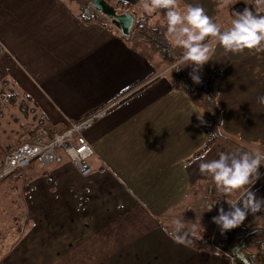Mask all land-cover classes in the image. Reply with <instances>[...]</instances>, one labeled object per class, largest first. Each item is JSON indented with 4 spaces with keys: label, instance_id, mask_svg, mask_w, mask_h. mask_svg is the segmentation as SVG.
Wrapping results in <instances>:
<instances>
[{
    "label": "crops",
    "instance_id": "0c3cea01",
    "mask_svg": "<svg viewBox=\"0 0 264 264\" xmlns=\"http://www.w3.org/2000/svg\"><path fill=\"white\" fill-rule=\"evenodd\" d=\"M254 2L243 0L240 7L252 11ZM78 14L65 0H0V72L38 104L53 128L111 107L86 133L96 152L88 162L92 174L82 176L59 152L51 164L52 193H45L52 199L47 221H33L22 246L0 264H227L213 242L221 230L201 200L209 188L225 202L248 191L264 198V176L221 192L200 164L235 151L216 144L199 156L207 141L203 114L173 87L175 67L150 43L127 42L98 24H83ZM214 40L198 74H223V132L264 153V52L224 49L220 65ZM256 215L243 223L262 230L264 211ZM177 217L187 222L185 243L168 234Z\"/></svg>",
    "mask_w": 264,
    "mask_h": 264
},
{
    "label": "clouds",
    "instance_id": "9594fccd",
    "mask_svg": "<svg viewBox=\"0 0 264 264\" xmlns=\"http://www.w3.org/2000/svg\"><path fill=\"white\" fill-rule=\"evenodd\" d=\"M257 2L264 4V0ZM143 8L148 13L157 9L165 10L167 32L171 43L184 50L182 59L189 62L185 67L191 66L192 71L189 75L196 85L202 83L198 72L211 57L212 49L205 42L206 38L218 40L228 52L237 53L245 49L264 52V15H258L248 8L243 12H235L234 19L227 29H222L219 24L212 21L199 6L190 4L183 11L179 10L177 0H148ZM179 69L181 68L176 70ZM259 102L264 104V96L259 97ZM200 120L201 123L204 122L203 115ZM262 166H264V153L238 151L221 153L218 159L201 163L200 170L214 180L221 192L232 193L247 185L256 184L264 176V173L260 172ZM226 202L229 205L228 210L220 207L217 210L218 214L212 217V223L220 228L221 233L241 226L249 213L264 211V198H258L253 191H248L239 201ZM215 205H210L208 211H211ZM186 224L184 217L175 218L169 236L179 243H185L183 237L187 235ZM187 243L190 244L191 241L188 240Z\"/></svg>",
    "mask_w": 264,
    "mask_h": 264
},
{
    "label": "rangeland",
    "instance_id": "374dc122",
    "mask_svg": "<svg viewBox=\"0 0 264 264\" xmlns=\"http://www.w3.org/2000/svg\"><path fill=\"white\" fill-rule=\"evenodd\" d=\"M65 1L72 5L74 11H80V4H83V1L81 2L80 0ZM105 1L115 8L118 15L125 14L126 12H124L125 10L122 9V7H116L115 2L124 1L130 3L134 7L133 11L136 13L137 17H149L150 28L152 30H156L157 28L160 29V36L164 37L170 44V47L173 49L172 55L175 58L183 57L184 50L171 43L167 32L166 16L163 17L161 14H154L155 10H153L151 13H148L143 8L144 3L148 2V0H139L138 2H134L135 0ZM241 3H243V0H177L179 10L181 11H183L185 7L190 4L203 8L205 14L210 17L212 21L219 24L222 29H227L230 27L231 21L234 19V14L236 10L240 8ZM134 4L137 6H134ZM242 8L245 9V7ZM102 18L103 20H106V17L103 16ZM137 40L148 42V40L144 38H139ZM207 44H210V41ZM223 50L224 48L220 44L216 47H213V53L216 52V63L220 65L223 63L224 59L223 55L220 53ZM179 66H182V64ZM222 76L223 74H221L217 80L218 83L216 90L218 93V98L220 95L218 86ZM5 80H10V78L7 77L6 73L2 74L0 72V92L2 91L1 84ZM12 82L16 85L14 81ZM19 88L15 90L20 91L16 92L8 90L5 94L6 97L13 95V93L16 95L17 105L15 107L10 105V103H7V99L0 98V104L6 107L4 115L0 120V163L5 160L7 156L6 152L8 151L9 146H17L18 143H24L33 137L32 135L27 134V132L32 130V126H34V122H32L33 113L30 114V118L24 119L25 117L20 109L22 106L21 103L23 102L24 107H27L29 111H32L33 108L31 105L33 104H31L26 98L22 97L21 92L24 91ZM223 98L224 95L220 100L218 99V104L221 105L222 109L223 103H225ZM234 106L235 104L230 107L231 111L234 110ZM223 110L226 111L225 109ZM35 112L38 111L35 110ZM25 127H29V129L28 131L23 132V128ZM34 184H36L37 187H35ZM45 193H52V165L41 168L40 165L35 162L30 169L25 170V174L22 176L20 181L17 182L14 179H7L6 181L0 183V261L5 259L7 255L10 254L16 246H18V244L19 246H22L20 244L22 243L21 238L23 235L28 234V232L32 230L33 221H36L39 224L47 221V218H44V216H48V214L52 211V199H49L47 195L45 196ZM200 207L206 212L202 206ZM38 220H41V222ZM248 220L256 221L257 215L251 213L248 214V217L245 219L246 224L248 223ZM260 226L263 227L264 222L261 223Z\"/></svg>",
    "mask_w": 264,
    "mask_h": 264
},
{
    "label": "trees",
    "instance_id": "16d2710c",
    "mask_svg": "<svg viewBox=\"0 0 264 264\" xmlns=\"http://www.w3.org/2000/svg\"><path fill=\"white\" fill-rule=\"evenodd\" d=\"M80 1H83V4H80L81 7L80 11H78V16L83 24L88 26L98 24L127 42L144 38L148 40V42L151 43L167 61H169L170 65L175 67L174 80L172 84L173 87L180 88L190 97H192L200 106L203 114L204 122L202 123V128L206 134L207 142L204 148L200 151L199 156L206 154L208 150L216 144L229 147L235 152H253L252 150L245 147L239 140H236L235 138H232L223 132V112L218 106V93L216 90V82L221 76V73H212L208 76V78L202 79L201 84H194L189 75L191 70L187 67L181 68L182 66L178 65V63L183 60V57L175 58L172 55L173 49L170 47V44L166 41V39L160 36V29L157 28L156 30H152L150 28L149 17H137L136 13L133 11L134 7L130 3L124 1L115 2L116 7H122V9L125 10L124 12H130L136 18V25L132 37L124 38L121 32L113 25L111 20L108 18L103 20V16L98 14V12L91 7V2L94 0ZM154 14H161V16L165 17V10L157 9L155 10ZM212 39L213 38H206L205 42L209 43V41ZM177 68L181 69L176 70ZM18 88L19 87L17 84L15 85L12 81L5 80L1 84L2 91L0 92V98L7 99V103H10V105L15 107L17 105L16 95L13 93V95L6 97L5 94L8 90L16 91L15 89ZM21 93L23 98H26L31 104H33L31 105L33 110L29 111L27 107H24V103H21L22 106L20 109L25 117L24 119L30 118V114L33 113L32 122H34V126H32V130L27 132V134L34 136V134L40 130H47L51 133L62 131L61 129L53 128L50 121L41 111L39 106L34 103L30 96L24 92ZM34 109L38 112H35ZM5 110L6 107L0 104V120L3 117ZM28 129L29 127L23 128V132L28 131ZM22 144L23 142L18 143L17 146H9L6 153L9 154ZM2 163H0V167L2 166ZM24 174L25 170L17 171L11 177H9L8 180L14 179L18 182L22 179ZM259 214H261V212H259ZM213 242L215 243L216 248L223 251L225 254H235L238 256L242 264H264V229H252L251 227L249 228L244 223H242L241 226L235 229L228 230L224 233L220 232Z\"/></svg>",
    "mask_w": 264,
    "mask_h": 264
},
{
    "label": "built area",
    "instance_id": "2783aa9c",
    "mask_svg": "<svg viewBox=\"0 0 264 264\" xmlns=\"http://www.w3.org/2000/svg\"><path fill=\"white\" fill-rule=\"evenodd\" d=\"M243 10L244 8L240 7L236 12H243ZM253 11L257 14L264 11V4H258L256 0ZM110 108H102L83 121L69 124L59 132L38 131L32 138L7 154L0 167V182L5 181L17 171L30 168L35 162L42 168L48 167L58 160L59 152H63L71 160L82 176H90L93 169L88 162L96 155V152L88 142L86 133L98 120L106 117ZM210 205L215 206L211 211H208ZM201 206L213 216L218 214L217 210L220 207H223L226 211L228 210L225 200L216 196L212 188H209L202 198ZM227 261L228 264H242L235 254L227 255Z\"/></svg>",
    "mask_w": 264,
    "mask_h": 264
},
{
    "label": "water",
    "instance_id": "95a60500",
    "mask_svg": "<svg viewBox=\"0 0 264 264\" xmlns=\"http://www.w3.org/2000/svg\"><path fill=\"white\" fill-rule=\"evenodd\" d=\"M91 7L95 9L98 14L111 20L113 25L121 32L124 38H131L136 25V18L133 14L127 12L118 15L115 8L105 0H94L91 2Z\"/></svg>",
    "mask_w": 264,
    "mask_h": 264
}]
</instances>
